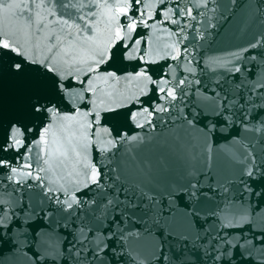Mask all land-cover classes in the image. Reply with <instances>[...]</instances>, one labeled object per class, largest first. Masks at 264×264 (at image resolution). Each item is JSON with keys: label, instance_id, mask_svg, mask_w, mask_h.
Listing matches in <instances>:
<instances>
[{"label": "water", "instance_id": "obj_1", "mask_svg": "<svg viewBox=\"0 0 264 264\" xmlns=\"http://www.w3.org/2000/svg\"><path fill=\"white\" fill-rule=\"evenodd\" d=\"M166 2L168 22H154L165 0H143L139 5L142 15L136 28L130 30L124 27L121 14V6L126 3L129 13L134 10L129 0H80L79 4L78 0H69L66 11L85 17L87 24L92 26L94 40H89L88 31L75 33L73 29L70 35L67 26L59 23L61 17L50 15L47 7L38 10L47 25L40 31L38 40L27 41L22 24L0 29V38L23 45L38 56L47 54V45L55 36H60L65 43L71 39L78 48L100 44L113 50L119 48L122 53L101 65L100 73L91 74L90 87L94 91L73 93L67 97V102L57 96L51 97L60 113L71 119L57 117L51 124L47 120H25L32 128L28 133V139L32 140L30 151L17 159L12 166L15 172L0 176V204L6 209L5 215L10 222L18 219L22 224L13 233L20 245L16 254L9 252L12 245H0L4 264H50L54 256L60 264L59 254L68 239L64 233L72 232L82 239L88 232L82 234L73 227L74 223L79 225L87 220L91 227L98 226L86 215L76 219L80 215L77 210L82 209L77 203V194L88 188L93 195L91 189L98 185L91 183L92 172L99 173L105 166L112 168L121 161L125 163L117 171L129 180L139 178L137 162L143 166V162L148 161L154 169H159L160 160L165 161L168 170L160 169L158 176L161 206L166 203L163 193L168 184L187 186L190 181L201 180L202 189H217L219 193L212 191L210 197L200 196L193 202L200 213L210 215L225 199L237 210L248 204L255 208L264 201V184L257 181L253 187L247 175L254 165L264 162V147L261 146L264 117L261 121H252V116L264 109V93L260 91L264 86V19L254 16L247 7H240L245 0H237L234 5L229 0ZM89 3L95 6V15L89 10ZM177 3L182 13L178 19L173 15V6ZM101 4L107 7H99ZM209 4L211 6H205ZM196 12L199 15H195ZM171 19H177V23L171 24ZM131 22L129 17L128 23ZM137 37L139 41L134 43ZM254 41H259L257 47L249 48ZM121 43L124 48H120ZM244 66L257 72L255 81L250 78L252 71L244 72ZM237 67L241 69L239 73ZM140 72L145 76H140ZM109 73H114L115 77ZM38 80V70L34 71L31 66L20 80L0 76V120L18 116ZM181 80L184 83H179ZM160 88L164 91H158ZM168 92L175 98L168 96ZM245 98L247 102L243 103ZM85 101L90 111L84 110ZM225 101L229 105L227 109ZM45 126L49 129L46 135ZM116 131H120L123 138L117 137ZM131 136L137 139L131 140ZM177 138L194 146L191 159H179L172 154L170 146L177 143ZM45 140L47 143L42 142ZM22 150L23 143L17 145V151ZM253 156L258 159H252ZM190 171L195 174L189 176ZM28 172L32 175L28 176ZM110 175V172L106 174V182ZM93 198L100 201L102 196L97 194ZM14 209L24 210L18 211L13 218L10 213ZM175 212L170 222L161 221L167 224L163 231L195 235L189 227L186 209L178 207ZM135 215V223L126 221L123 230L139 229L144 236L117 240L118 249L121 243L124 245V251L118 255L126 253L127 264H132L127 259L129 256L137 260L144 258V264H149L152 253L162 242L157 238L162 229L151 220L142 223L139 218L144 216L143 212L137 210ZM203 220L201 217V222ZM253 223L257 229L264 228V213ZM252 226L239 216L228 219L221 216L219 223H205L213 232L226 228L243 231ZM121 230L118 226L115 231L119 234ZM244 234L250 236L252 233L245 231ZM100 239L105 237L100 236ZM34 251L44 258L37 259Z\"/></svg>", "mask_w": 264, "mask_h": 264}, {"label": "snow or ice", "instance_id": "obj_2", "mask_svg": "<svg viewBox=\"0 0 264 264\" xmlns=\"http://www.w3.org/2000/svg\"><path fill=\"white\" fill-rule=\"evenodd\" d=\"M129 2L135 6L134 10L129 13L126 3L121 6V14L124 16V27L132 30L136 28L137 21L142 15L139 5L143 0H129ZM79 3L80 0H78ZM229 3L234 5L237 0H229ZM69 6V0H0V29L22 24L24 38L30 42L38 40L40 31L47 26L38 10L47 7L50 10V15L61 17L59 23L67 26L70 35L73 33V29L75 33L88 31L89 40H94L91 37L92 26L87 24L84 16H75L74 13L67 12L66 9ZM87 6L90 12L95 15V6L90 3ZM99 7H107V5L101 4ZM173 7L175 8L173 15L178 19L182 14L178 3ZM240 7H247L254 16L264 19V0H254V2L253 0H245ZM195 15H199V12H196ZM129 17L132 18L130 24L128 23ZM168 17L169 6L165 0V3L159 8L154 22H168L166 20ZM223 18L228 19L227 16H223ZM177 19H171L170 23L176 24ZM70 20L72 21L71 24H69ZM140 22L146 23V21ZM176 30L173 28V31ZM138 41L139 37L134 43ZM258 42L254 41L248 47L256 48ZM124 47L125 45L121 43L120 48ZM186 50L187 46H185ZM46 51V55L38 56L35 51L23 47V45L12 44L7 39L0 38V76L20 80L25 76L30 66L34 71L38 70L39 74V80L30 90L27 103L18 116L0 120V176H6L9 171L15 172V168L12 166L15 165L17 159L22 157L23 153L30 151L32 140L28 139V133L32 128L25 123V120H47L48 124H51L57 117L63 120L71 119V117L63 116L60 113L55 100L51 97L57 96L61 101L67 102V97L73 93L86 94L89 91H94L90 87L91 74L100 73L101 65L122 55L119 48L113 50L110 46H101L100 44H96L95 47L78 48L71 39L65 43L60 36L51 38ZM177 55H179V50H177ZM252 59H255V54H253ZM255 68L258 69L259 65H256ZM243 70L246 73L252 71L247 66H244ZM103 71L106 72L107 69H103ZM240 71L241 69L237 67L236 72L239 73ZM109 75L115 77L114 73H109ZM139 75L145 76V73L140 72ZM250 78L255 81L257 72L252 71ZM239 79L237 77V80ZM179 83H184V81L181 80ZM158 91H164V89L160 88ZM260 91L264 93V86L261 87ZM156 92L157 88L154 84L153 94L155 95ZM184 94L186 93H182V95ZM167 95L175 98L172 92H168ZM88 100H91V96H88ZM246 102L245 98L243 103ZM83 107L85 111H90L87 101L84 102ZM224 107L225 109L229 107L227 101H225ZM241 115L243 116L244 113L242 112ZM261 117H264V109L258 110L252 116V121H261ZM95 122V117H93V123ZM189 123L191 124L192 121ZM224 123L226 125L227 121ZM48 130L47 126L43 127L45 135ZM37 135L39 136V131ZM115 135L123 138L120 131H116ZM21 137L24 138L23 141L20 139ZM130 139L136 140L137 137L131 136ZM42 142L47 143L46 140ZM21 143H23V150L18 152L17 145ZM261 146L264 147V137L261 138ZM192 147L194 146L177 138V143L170 146V150L179 159H191ZM96 158L97 160L100 159L98 153ZM252 159H258V156H253ZM109 160L111 162V158ZM124 163L121 161L120 165L112 168L105 166L103 171L99 173L94 170L91 174V183L98 185V187L91 189L93 195L89 194L88 188L77 194V203L82 205V209L77 210L80 215L76 219L79 220L80 216L86 215L91 217L98 226L91 227L87 220L81 221L79 225L74 223L73 227L82 234L87 231L88 235L81 239L75 233H64L68 239L63 246L62 253L59 254L60 264H97V262L98 264H127L125 259L127 254L118 255L119 252L124 251V245L121 243V247L118 249L116 241H123L129 236L136 239L144 236L143 231L139 229L136 231L128 229L126 232L123 230L126 221L135 223L137 210L144 213V216L139 218L142 223L145 220H151L153 224L162 229L157 237L162 242L158 249L152 253L149 264H264V228L257 229L253 223L257 216L264 213V206H262L264 201L255 208L248 204L237 210L229 200L225 199L223 205H217L210 215L200 213L194 208L193 202L197 201L200 196L210 197L212 191L219 193L217 189H202L203 181L201 180L190 181L187 186L168 184L163 193L166 203L161 206L158 176L160 169L165 172L168 170L165 161L160 160L159 169H154L148 161L143 162V166L137 162L136 168L139 178L133 180H129L127 176H122L121 172L117 171V168ZM109 172L111 175L107 177V180L110 183L105 181V176ZM194 174V171L188 173L189 176ZM27 175L31 176L32 173L28 172ZM247 175L251 179L253 187L257 181L264 184V162L254 165L253 169L247 172ZM97 194L102 196L100 201L93 198ZM52 198L55 199L56 197L53 196ZM24 207L27 208L28 205ZM68 207L72 208V205L69 204ZM178 207L186 209L185 215L188 218L189 227L193 228L195 235L190 236L187 232L163 231L167 224L161 221L170 222L174 219L175 209ZM85 209L86 211H84ZM23 210L14 209L10 215L16 218L18 211L23 212ZM5 212V207L0 204V217H3L0 219V245H12L9 252L16 254L20 245L13 233L22 224L18 219L15 223L10 222ZM221 216L224 219L239 216L241 220H245L253 226L243 231L226 228L223 231L215 230L214 232L205 227V223L211 224L213 221L219 223ZM201 217L204 218L203 222H201ZM105 225L107 226L105 227ZM118 226L122 229L119 234L115 231ZM245 231L252 234L245 236ZM201 232L204 235H201ZM148 235H151V231L148 232ZM100 236L105 237V239L101 240ZM237 236L240 239L234 240L233 238ZM33 255L37 259L44 258L35 251ZM190 257L194 259H190ZM4 259L3 254L0 253V264H4ZM127 259L131 260L132 264H144V258L137 260L129 256ZM50 264H58L57 257L54 256Z\"/></svg>", "mask_w": 264, "mask_h": 264}]
</instances>
